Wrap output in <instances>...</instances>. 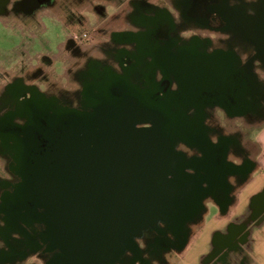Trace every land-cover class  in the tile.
<instances>
[{
    "label": "flooded vegetation",
    "instance_id": "flooded-vegetation-1",
    "mask_svg": "<svg viewBox=\"0 0 264 264\" xmlns=\"http://www.w3.org/2000/svg\"><path fill=\"white\" fill-rule=\"evenodd\" d=\"M45 13L57 14L68 31L63 49L82 62L74 71L66 67L65 87L37 74L0 87V264H166L198 214L183 228L157 220L123 244L121 255L112 247L106 259L88 262L63 248L56 203L40 188L41 165L53 172L51 153L69 132L72 111L92 114L96 100L124 101L132 108L124 122L136 131L176 120L165 179L179 183L180 199L232 197L252 165L240 133L264 117V0H0L3 17L35 21ZM224 156L238 167L218 182L210 166ZM108 157L83 158L98 198H110V183L120 180L118 156L113 165ZM261 198L250 218L263 206L264 191ZM245 222L216 238L209 264L242 261Z\"/></svg>",
    "mask_w": 264,
    "mask_h": 264
},
{
    "label": "water",
    "instance_id": "water-1",
    "mask_svg": "<svg viewBox=\"0 0 264 264\" xmlns=\"http://www.w3.org/2000/svg\"><path fill=\"white\" fill-rule=\"evenodd\" d=\"M91 105L92 114L74 110L67 116L69 132H63L60 148L51 153L56 161L53 172H46L48 167L41 165L39 184L46 194L51 192L47 201L56 203L55 230L63 248L69 255L100 262L112 247L117 256L121 255L123 244L129 246L133 237L157 220L183 228L194 215L200 218L205 207L204 197L180 199L179 183L165 179L170 167L171 135L177 132L175 119L167 117L165 122H154L150 130L136 131L124 122L132 112L130 104L99 99ZM86 155L88 163L109 155L111 165L118 156L115 167L120 169V180L110 183V198L92 194L99 190L85 178ZM210 167L215 181L226 182L238 165L224 156L221 164ZM187 183L182 179L181 189ZM197 184L203 188L201 181ZM113 188L119 191L118 198H111ZM187 237L179 249L186 245Z\"/></svg>",
    "mask_w": 264,
    "mask_h": 264
},
{
    "label": "rangeland",
    "instance_id": "rangeland-1",
    "mask_svg": "<svg viewBox=\"0 0 264 264\" xmlns=\"http://www.w3.org/2000/svg\"><path fill=\"white\" fill-rule=\"evenodd\" d=\"M111 11L112 9L107 7L105 14ZM56 15L39 14L33 21L12 16L3 17L0 14V87L7 85L15 77L36 74L41 81L53 83L56 80L61 87L66 86L62 81L66 67L71 66L74 71L82 60H73L63 49L68 31ZM93 52L89 54L97 56ZM72 85L76 87V82L73 81ZM203 203L205 212L190 226L191 236L198 231L202 223L212 222V217L217 211L215 204L210 200ZM165 259L168 264H181L180 252L169 253Z\"/></svg>",
    "mask_w": 264,
    "mask_h": 264
},
{
    "label": "crops",
    "instance_id": "crops-1",
    "mask_svg": "<svg viewBox=\"0 0 264 264\" xmlns=\"http://www.w3.org/2000/svg\"><path fill=\"white\" fill-rule=\"evenodd\" d=\"M239 138L252 165L246 169L250 168L241 179L240 189L232 197L223 203L217 199H209L215 204L217 211L212 217V222L202 223L194 235L187 237L186 245L180 249L181 264H209L211 259L208 256L216 238L247 219L249 220L245 222L244 229L248 231V240L243 259L240 257L242 261L238 263V258L233 257L231 264H264V204L258 213L250 218L255 204L263 200L264 117L247 126ZM204 212L205 209L202 214Z\"/></svg>",
    "mask_w": 264,
    "mask_h": 264
}]
</instances>
